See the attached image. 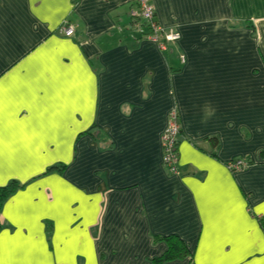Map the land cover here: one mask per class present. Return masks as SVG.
Masks as SVG:
<instances>
[{
	"label": "crops",
	"instance_id": "0c3cea01",
	"mask_svg": "<svg viewBox=\"0 0 264 264\" xmlns=\"http://www.w3.org/2000/svg\"><path fill=\"white\" fill-rule=\"evenodd\" d=\"M151 3L166 50L132 0H0V264H264V0Z\"/></svg>",
	"mask_w": 264,
	"mask_h": 264
},
{
	"label": "built area",
	"instance_id": "2783aa9c",
	"mask_svg": "<svg viewBox=\"0 0 264 264\" xmlns=\"http://www.w3.org/2000/svg\"><path fill=\"white\" fill-rule=\"evenodd\" d=\"M134 8L130 16L134 27L140 34L149 40L156 42L162 50H166L168 44L176 42L180 35L174 31L165 30L156 19V10L151 0H132ZM60 32L68 37L74 34L72 27H62ZM184 59V57H183ZM181 133L179 113L173 110L169 115V124L162 136V151L164 165L172 174L179 172V152L177 143ZM248 163L237 159L229 163L230 170L235 173L247 168Z\"/></svg>",
	"mask_w": 264,
	"mask_h": 264
},
{
	"label": "trees",
	"instance_id": "16d2710c",
	"mask_svg": "<svg viewBox=\"0 0 264 264\" xmlns=\"http://www.w3.org/2000/svg\"><path fill=\"white\" fill-rule=\"evenodd\" d=\"M212 141L214 145L218 144V140L216 138H212ZM177 147L179 152V140L177 143ZM20 187L21 184L17 181H13L6 186L0 187V231L3 227L2 217H1L3 205L6 202V200L10 196H12ZM166 239L168 241V249L162 256L154 259L155 264H164L168 261L178 258H183L191 254V251L189 250L188 246L178 236L171 235V236H167Z\"/></svg>",
	"mask_w": 264,
	"mask_h": 264
}]
</instances>
